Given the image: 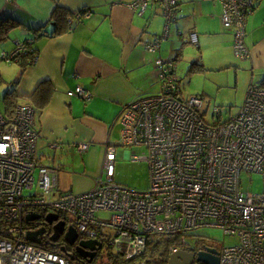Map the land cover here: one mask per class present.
<instances>
[{"label":"built area","instance_id":"1","mask_svg":"<svg viewBox=\"0 0 264 264\" xmlns=\"http://www.w3.org/2000/svg\"><path fill=\"white\" fill-rule=\"evenodd\" d=\"M148 1L128 4L142 11ZM155 1L161 6L164 27L161 34L142 41L151 52L167 36L178 3ZM260 1L220 0V19L232 27V49L239 58L249 55L246 17ZM88 14L75 12L77 17ZM189 41L196 44L195 32H189ZM25 46L16 40L1 56L8 60ZM154 65L160 91L124 104L118 115V140L104 144L99 173L85 191L61 190L58 168L41 162L30 104L19 102L9 118L0 112V264H73L66 254L26 238L36 217L26 220L25 215L40 210L45 215L63 212L79 235L104 241L125 259L142 253L152 235L175 236L169 246L173 252L193 231L216 227L236 238L220 248V264H264V86L249 82L235 113L214 105L203 114L202 95L183 92L173 60L156 57ZM66 93L83 99L91 95L81 85ZM219 116L223 119L210 121ZM117 145L144 148L141 153L131 150L129 159L147 163L146 189L114 180ZM88 146L86 141L76 143L79 152ZM253 172L262 176L261 191L241 187L242 174ZM25 189L34 190L24 193ZM99 212L107 217H99Z\"/></svg>","mask_w":264,"mask_h":264},{"label":"crops","instance_id":"2","mask_svg":"<svg viewBox=\"0 0 264 264\" xmlns=\"http://www.w3.org/2000/svg\"><path fill=\"white\" fill-rule=\"evenodd\" d=\"M130 1L0 0V17L21 22L0 43L1 49L10 50L16 40L26 38L38 49L36 62L20 77L16 63L14 73L0 70V82L4 84L0 96L2 99L4 92L13 88L28 98L40 81H49L51 89L44 104H38L39 96L27 100L33 107L41 162L58 168L61 190L85 191L92 186L100 167L85 169L83 161L90 157L89 151L98 154L100 166L104 144L118 140V115L124 104L160 90L154 59L177 62L183 56L184 43L189 42V32L197 35V51L190 50L188 56L190 64L199 62L202 70L233 69L236 79L246 78L248 84L260 83L264 77V0L246 17L244 41L249 55L243 59L233 52L232 27L221 22L220 0H178L168 34L153 52L145 50L142 41L162 33L161 6L150 0L139 11L129 6ZM57 3L73 11L71 28L49 35L54 26L50 16ZM79 9L89 14L77 17L74 12ZM76 85L89 90L90 97L67 95L66 90ZM117 123L119 128L113 135ZM80 141L89 143L83 152L76 149ZM50 143L59 147L53 149Z\"/></svg>","mask_w":264,"mask_h":264},{"label":"rangeland","instance_id":"3","mask_svg":"<svg viewBox=\"0 0 264 264\" xmlns=\"http://www.w3.org/2000/svg\"><path fill=\"white\" fill-rule=\"evenodd\" d=\"M264 3V1H262ZM261 3V4H262ZM180 30V29H179ZM176 31V30H174ZM181 31V30H180ZM179 35V34H176ZM185 39V38H184ZM196 44L191 41L184 43L183 56L176 62V72L182 80V88L185 94H202L204 99L205 108L208 109V113L211 112V108L214 105L222 106L224 109H230L231 113H235L238 107L244 100L248 81L246 78H237L233 69L224 68L222 70H196L188 72L187 69L190 65V50L197 51L195 48ZM3 45L0 44V52ZM1 54V53H0ZM234 58H237L234 56ZM240 60L237 58V61ZM14 62H7L0 58V70L7 74L14 73L16 70ZM10 67L13 68L10 70ZM233 68V67H231ZM1 73V72H0ZM4 84L0 82V95L2 93V87ZM161 89V84H160ZM160 91V90H159ZM158 91V92H159ZM24 97H20V100H24ZM2 99L0 96V109H2ZM228 115L227 111L224 113L223 117ZM117 128H119V123L115 124L113 129V135H116ZM131 150H136V152L141 153L144 148L137 146H117L116 157L114 162V180L125 184L129 187L144 190L148 186V165L145 161H131L129 159V153ZM124 153V154H123ZM90 157L88 160H84L83 164L87 170H96L99 168V156L96 152L89 151ZM242 188L248 189L250 191L256 192L261 191L263 188V179L261 174L257 172L253 173H243L241 176ZM34 189H25L24 193H29ZM99 217H107L106 212L97 213ZM203 237L207 241L216 244L219 249L223 245L231 244L236 242L234 236L224 233L220 228L216 227H202L193 231L190 235L186 237V242L188 244L194 243L197 238ZM111 252L116 254V251L111 249ZM150 251H146L143 254L137 255L132 261L145 264L147 258H151ZM106 260H104L105 262ZM109 261L107 260L105 264ZM111 264V263H110Z\"/></svg>","mask_w":264,"mask_h":264},{"label":"trees","instance_id":"4","mask_svg":"<svg viewBox=\"0 0 264 264\" xmlns=\"http://www.w3.org/2000/svg\"><path fill=\"white\" fill-rule=\"evenodd\" d=\"M76 11H80V12H84V13L88 12L85 9H79ZM72 14H73V11L64 7L62 4L57 3L54 6V8L51 12V16H50L51 22L54 25L53 26V32H51L50 34L48 32H45V33H47L49 35L59 34V33L64 32L65 30L69 29ZM20 23L21 22L15 20L13 18H10V17H0V43L6 41L9 38L10 31L12 29H14L15 27L19 26ZM21 41L24 42L26 44V46L22 51L18 52L15 57H11L8 60H6L0 54L1 59L6 60L8 62H14L18 65V67H19V75L18 76L19 77L24 72V70L26 69L27 66L32 65L36 62L34 57L38 56V49L32 45L31 40L26 38V39H23ZM2 50H4V49H2ZM4 51L9 52L10 50H4ZM202 69H203V66L201 63L192 62L189 65L187 71L190 72V71H196V70H202ZM179 80H180V78H178V81ZM258 84H260L261 86H264V77H263V79L260 80V83H258ZM50 89L51 88L49 86V81L42 80L38 83V85L36 86L34 91L30 95H28V98L30 97L31 99H33L32 96L35 98H37L36 96H39L38 98H40V102H38V104H44L48 100ZM200 95H202V94H200ZM20 97H24L26 99L24 101V103L30 104V103H28L29 102L27 100L28 98H26L27 96L25 97V96L18 95L14 91L13 88H10L4 92V94L2 96V105L3 106H2V109H0V112L2 114H4L5 118H9L13 115L15 106L21 101ZM30 105L32 106V104H30ZM205 110L207 111V108H205V106H204L203 114L206 113ZM222 119H223L222 116H219L217 118L211 117L210 121H219ZM40 212H45V211L40 210ZM58 218H64L65 220L68 219L67 216L63 212H58ZM175 241H176V238H175V236H172V235H160V236L152 235V236H150L147 240V244H146L144 251L142 253H140V254H143L148 250L150 251V254L152 257L147 258L145 261V264H166L168 255L170 253L169 252V246ZM38 245L45 247L47 249L53 250V251L60 252L58 245L51 244L47 241H42ZM137 255H139V254H137ZM137 255H135L131 258H128V259H122L121 264H142L139 262H133L132 261ZM119 257H120V255L118 253L114 254L110 251V255H109L108 260L111 262V264H118L117 261H118ZM67 258L73 264H84V263L90 264L88 262L81 261L78 258V256L74 259H71L70 257H67Z\"/></svg>","mask_w":264,"mask_h":264},{"label":"water","instance_id":"5","mask_svg":"<svg viewBox=\"0 0 264 264\" xmlns=\"http://www.w3.org/2000/svg\"><path fill=\"white\" fill-rule=\"evenodd\" d=\"M37 216V213L30 211L26 213L25 219L30 220ZM45 220L48 222L55 221L53 223V232L50 236L52 240L56 239L59 233H61L64 229V238L66 241L72 243L76 239L78 234L76 229L71 224L67 225L65 219L58 218L57 213L48 212L45 215ZM42 232V227L28 229L26 232V238L30 241L40 243V234ZM100 245L101 241L95 238H81L78 241L77 249L82 255L88 256V259L90 260L94 254V250H96ZM193 257V252L184 248H179L178 250L169 253L166 264H190ZM196 260L202 261L205 264H220L219 256L215 254V249L210 247L207 248V251H198Z\"/></svg>","mask_w":264,"mask_h":264},{"label":"flooded vegetation","instance_id":"6","mask_svg":"<svg viewBox=\"0 0 264 264\" xmlns=\"http://www.w3.org/2000/svg\"><path fill=\"white\" fill-rule=\"evenodd\" d=\"M54 222L55 221H52V222L46 221L45 220V212H39L38 216L29 223V226L32 228L42 227L43 232L40 234L41 242L47 241L51 244L58 245L59 251L66 254L71 259H74L78 256V258L83 262H88L90 264H105V262L109 258L111 250H110L109 246L104 241H101V245L96 250H94V254H93L92 258L89 260L88 256L82 255L77 249L79 239L84 238L81 235L77 234L76 239L72 243H70V242L66 241L64 238V231H65V229H64L61 233H59V235L56 239H54V240L51 239L50 236L53 232V223ZM67 222L68 221H66V224L68 225ZM190 234H188V235H190ZM208 247L214 248L215 254H217L219 256V254H220L219 247L216 244L207 241V239H205L203 237L197 238V240L192 244H188L186 242V244L180 248H184V249L194 253V257L192 258V261L190 264H205L202 261H197L196 255H197L198 251H207ZM122 259H125V258H123L120 255L117 263L121 264ZM104 260H106V261L104 262ZM110 263L111 262L109 261L107 264H110Z\"/></svg>","mask_w":264,"mask_h":264}]
</instances>
